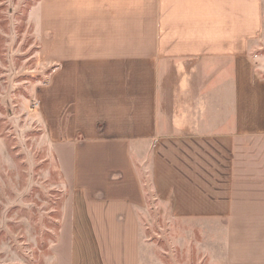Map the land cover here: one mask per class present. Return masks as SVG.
<instances>
[{
    "label": "crops",
    "instance_id": "0c3cea01",
    "mask_svg": "<svg viewBox=\"0 0 264 264\" xmlns=\"http://www.w3.org/2000/svg\"><path fill=\"white\" fill-rule=\"evenodd\" d=\"M35 7L47 66L36 93L79 208L65 231L68 264H77L86 235L102 264L142 263L147 193L139 165L148 156L158 189L174 169L175 187L194 189L208 214H223L228 264H264V78L249 52L264 0ZM216 140L228 149L218 196Z\"/></svg>",
    "mask_w": 264,
    "mask_h": 264
},
{
    "label": "rangeland",
    "instance_id": "374dc122",
    "mask_svg": "<svg viewBox=\"0 0 264 264\" xmlns=\"http://www.w3.org/2000/svg\"><path fill=\"white\" fill-rule=\"evenodd\" d=\"M40 1L0 0V264H63L70 242L65 231L79 211L61 167L59 141L49 137L46 109L36 93L47 79L36 32ZM249 52L257 76L264 78V24ZM215 147L218 196L227 182L228 149L218 140ZM143 158L141 264H228L223 214H208L194 189L175 187L174 169L166 170V183L158 189L151 157ZM77 259L102 264L93 235L83 237Z\"/></svg>",
    "mask_w": 264,
    "mask_h": 264
}]
</instances>
